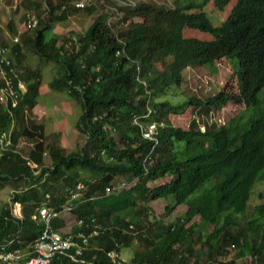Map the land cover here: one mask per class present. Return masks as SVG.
Masks as SVG:
<instances>
[{
    "label": "trees",
    "instance_id": "16d2710c",
    "mask_svg": "<svg viewBox=\"0 0 264 264\" xmlns=\"http://www.w3.org/2000/svg\"><path fill=\"white\" fill-rule=\"evenodd\" d=\"M21 1L14 11L30 6L36 24L28 25L27 16L18 31L9 21L16 43L0 30V46L10 51L5 71L17 93L15 107L0 102V138L9 136V145L0 146V182L24 188L11 203L20 205L21 218L11 206L0 208V250L20 249L28 257L43 230L38 209L61 213L71 205L81 222L72 233L96 235L77 262L57 256L50 264H113L109 252L130 248L127 264H264V192L257 194L258 206H249L255 185L264 182V0ZM5 3L14 6V0ZM217 12L224 20L213 24ZM71 23L80 31L49 34ZM24 46L52 63L49 88L80 104L76 128L86 137L83 147L65 154L47 142L44 126L28 120L42 77L24 65ZM222 59L236 76V93L183 98L182 72L202 67L214 73ZM4 86L0 76V90ZM229 102L244 109L219 127L170 120L188 108L207 116ZM150 124L156 133L144 139L142 128ZM21 140L31 147H20ZM126 176L136 180L132 187L105 191ZM79 185L81 198L71 200ZM159 200L168 202L164 217L177 206L187 209L164 224L147 207ZM51 226L58 230L64 222L56 218ZM201 253L203 263L195 257Z\"/></svg>",
    "mask_w": 264,
    "mask_h": 264
},
{
    "label": "rangeland",
    "instance_id": "374dc122",
    "mask_svg": "<svg viewBox=\"0 0 264 264\" xmlns=\"http://www.w3.org/2000/svg\"><path fill=\"white\" fill-rule=\"evenodd\" d=\"M20 1L21 0H14V6L11 8L6 5L5 0H0V30L3 31V34L9 35L13 40L18 38V36H12L10 34L6 26L8 22L11 21L13 27L16 30L21 31L27 16H33V9L28 5L25 7L23 3L20 4L18 12L14 11L15 5H18ZM208 15L210 16L209 13ZM93 20L94 17L88 19L84 23L83 29L88 28ZM213 20L215 24H218L220 21L224 20V15L219 12L214 13L211 19L212 23ZM80 29L81 28L78 25L71 23L67 29L61 26H55L49 34L61 35L66 34L69 31L79 32ZM22 53L24 56V65H28L31 69L39 70L42 77L38 105L34 107L32 111L27 113L28 120L32 124L44 126L45 131L48 133L47 142H53V144H56L61 149L63 148L62 150L65 154H68L76 148L83 147L86 142V137L81 135L76 128L82 115L80 104L70 98L66 93H57L49 88L50 82L56 76V70L52 63L39 60L32 51L26 48V46L22 47ZM215 68L217 71L214 73L202 67L197 69H185L182 72L183 82L180 86V90L183 91L184 94L183 98L194 95L197 98L204 99L209 96H214L221 91L236 93V76L231 69L229 60L222 59L216 62ZM243 109V105H236L229 102L221 109H210L206 116L205 114H200L197 109L188 108L185 113L180 116L171 115L170 120L175 125L180 124L185 125L186 127L191 120H198V125L201 130H204V120H208L209 124L212 123L216 125V127H219L237 116L243 111ZM19 146L25 147L27 150V148L31 147V142L21 140ZM46 161V165L48 166L50 164L48 157L46 158ZM116 180V182L125 183L126 188L132 187L136 182V180H132L127 176L120 177L119 179L117 178ZM23 188V183L15 184L11 181L0 182V208L11 206L12 212H14V204H11L12 196ZM259 192H264V182L255 185L254 192L249 200V206L251 208L258 206L261 203V200L257 196ZM167 204L168 202L166 200H159L149 202L147 207L150 210V214L161 220L164 224L174 223L187 209L186 206L183 205L177 206L171 215L164 217V209ZM63 217L70 221L69 224H72L74 219L73 216L64 214ZM194 221H196V219H193L191 223ZM122 255L129 261L133 256V248L123 251ZM195 257L198 258L199 263H203V253L195 255Z\"/></svg>",
    "mask_w": 264,
    "mask_h": 264
},
{
    "label": "built area",
    "instance_id": "2783aa9c",
    "mask_svg": "<svg viewBox=\"0 0 264 264\" xmlns=\"http://www.w3.org/2000/svg\"><path fill=\"white\" fill-rule=\"evenodd\" d=\"M120 5H124L122 1H119ZM77 6H82L81 3ZM36 21L33 16L29 17L28 25L34 26ZM15 43L18 41V38L13 40ZM9 49L0 46V76L5 81V86L0 90V102L7 104L8 101H11V106H16L17 93L13 89V84L11 79L7 77L5 68L10 67L11 60L8 57ZM14 78L16 75L13 70H10ZM17 89L21 93L26 92V86L21 80H17L16 83ZM133 124L139 126L138 118L133 119ZM156 133V128L154 124H150L145 128H142V136L144 139L151 140ZM9 145V136L2 135L0 138V146L7 147ZM31 167L36 168V165H31ZM125 188V183H117L111 188H106L107 193H111L115 190H120ZM82 189V186L77 187V191L71 193V200L80 199L81 193L79 192ZM72 206L67 205L63 207L61 213H55L48 210L45 206L38 209V218L43 223V230L40 237L35 242L32 250L28 252V257H25V254L20 249L9 250L2 248L0 250V262L3 264H50L54 258L57 256H63L72 262H77V256H79L84 247L88 243V238L96 235V231H92L89 236L85 233L78 231L77 233H72V227L77 224L81 225V222H76L75 218L72 221V224H69L70 221L65 219L63 216L70 215L72 212ZM14 216L21 218V207L19 204H14ZM74 217V216H73ZM60 218L64 222V227L58 230H54L51 226V221L53 219ZM32 219H37L36 216H33ZM109 259L113 264H127L128 260L117 251H111L107 254Z\"/></svg>",
    "mask_w": 264,
    "mask_h": 264
}]
</instances>
